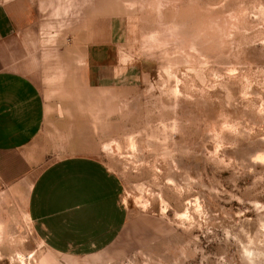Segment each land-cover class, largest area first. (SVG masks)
Wrapping results in <instances>:
<instances>
[{"label":"rangeland","instance_id":"1","mask_svg":"<svg viewBox=\"0 0 264 264\" xmlns=\"http://www.w3.org/2000/svg\"><path fill=\"white\" fill-rule=\"evenodd\" d=\"M0 4L46 102L35 173L0 179V264H264V0ZM75 154L121 178L129 210L83 254L49 248L27 212L35 175Z\"/></svg>","mask_w":264,"mask_h":264},{"label":"crops","instance_id":"2","mask_svg":"<svg viewBox=\"0 0 264 264\" xmlns=\"http://www.w3.org/2000/svg\"><path fill=\"white\" fill-rule=\"evenodd\" d=\"M18 18L15 7L0 4V179L10 182L35 173L37 155L30 144L46 112L38 85L16 65L24 62L14 43L25 31ZM121 190V178L103 160L65 156L35 175L27 212L37 236L52 250L105 249L128 220Z\"/></svg>","mask_w":264,"mask_h":264},{"label":"bare ground","instance_id":"3","mask_svg":"<svg viewBox=\"0 0 264 264\" xmlns=\"http://www.w3.org/2000/svg\"><path fill=\"white\" fill-rule=\"evenodd\" d=\"M111 149H112V150H115V147H114V146H111Z\"/></svg>","mask_w":264,"mask_h":264}]
</instances>
